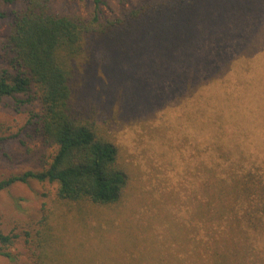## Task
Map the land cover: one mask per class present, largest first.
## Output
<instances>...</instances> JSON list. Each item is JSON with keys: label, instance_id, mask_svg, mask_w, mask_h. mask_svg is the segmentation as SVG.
<instances>
[{"label": "rangeland", "instance_id": "rangeland-1", "mask_svg": "<svg viewBox=\"0 0 264 264\" xmlns=\"http://www.w3.org/2000/svg\"><path fill=\"white\" fill-rule=\"evenodd\" d=\"M145 1L100 0L99 10L111 19ZM247 2L244 13L220 15L218 27L177 49H110L112 62L90 71L79 100L98 108L128 184L105 207L60 201L55 185L36 181L0 192V229L20 235L11 264L35 263L42 217L52 230L47 264H211L212 250L227 252V264H264V0ZM49 5L84 19L93 12L91 0ZM22 6L0 0V71L11 74L4 43ZM27 98L0 104V180L40 170L54 151L27 136L31 127H23L40 113L34 98L17 102Z\"/></svg>", "mask_w": 264, "mask_h": 264}, {"label": "trees", "instance_id": "trees-1", "mask_svg": "<svg viewBox=\"0 0 264 264\" xmlns=\"http://www.w3.org/2000/svg\"><path fill=\"white\" fill-rule=\"evenodd\" d=\"M14 1L2 0L5 4ZM247 1L146 0L122 16L109 19L100 14V0H91L92 15L84 19L55 13L49 0H23L4 43L12 56L14 74L8 69L0 71V104L20 95L29 98L17 100L18 103L36 99L40 113L32 114L23 128L31 127L27 136L40 139L54 151L40 170L2 178L0 192L15 184L36 181L55 185L60 201H88L104 207L116 204L128 184L129 174L112 135L99 123L98 108L79 100L92 82L90 71L99 74L104 59L112 62L110 49L123 54L138 47V43L177 49L199 36L203 29L210 32V28L218 27L220 23L215 22L220 15L230 18L237 12L244 13ZM5 17L0 11V20ZM230 25L231 21L223 29L231 32ZM190 58L194 59L193 55ZM10 138L23 144L18 135ZM3 140L0 139V152L5 156ZM36 224L34 264H47L52 230L46 217ZM19 239V234H5L0 229V257L7 263L18 262L11 249ZM24 241L27 242L25 238ZM211 253V264L228 263L227 252Z\"/></svg>", "mask_w": 264, "mask_h": 264}]
</instances>
